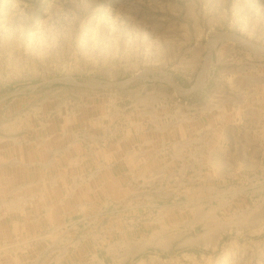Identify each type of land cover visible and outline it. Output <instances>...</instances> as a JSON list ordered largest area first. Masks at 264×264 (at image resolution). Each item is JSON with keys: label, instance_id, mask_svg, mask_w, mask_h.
<instances>
[{"label": "rangeland", "instance_id": "obj_1", "mask_svg": "<svg viewBox=\"0 0 264 264\" xmlns=\"http://www.w3.org/2000/svg\"><path fill=\"white\" fill-rule=\"evenodd\" d=\"M206 130L212 173L170 146ZM72 143L112 166L55 228L0 204V264H264V0H0V164Z\"/></svg>", "mask_w": 264, "mask_h": 264}, {"label": "crops", "instance_id": "obj_2", "mask_svg": "<svg viewBox=\"0 0 264 264\" xmlns=\"http://www.w3.org/2000/svg\"><path fill=\"white\" fill-rule=\"evenodd\" d=\"M208 134L206 130L203 139L201 138L200 142L195 145L187 141L181 142L177 140V142L176 138H173L174 141H171L170 145L172 157L180 159L185 152L184 158L192 159L194 163L198 160V163L206 166L208 171L212 173L217 165L214 160L219 157L223 149L220 146V140L217 139L215 143L210 142ZM11 146L13 148L16 147V145ZM250 146L248 141L245 142V149L249 150ZM158 147V144H152V147L144 149L143 153L136 154L130 151L127 152L128 148H122L117 156L119 161L116 164H119L121 169H123L122 171H124L127 167L132 168L133 158H131V154L135 155L136 159L141 156L139 159L142 160V164L136 163L135 165L145 166L151 164V167L145 168L147 172L148 169H153L155 165H159V161H156L159 160L160 155ZM97 149V147H89L86 150L80 147L79 144L72 143L61 148V152L56 157L51 158L50 154L47 155L46 152H42L40 162L30 164H27L32 161L30 153L25 150L28 157L25 155L26 158L19 159L20 157L15 156L18 159L15 164L10 163L11 161L7 165L0 164V204L7 212L6 214H9V223L15 224L14 230L20 228L42 230L50 226L55 228L57 224L61 223H57V221H61L63 217L74 215L75 202L78 201L77 194L75 195V187L81 185L76 183L79 177L88 171L90 172L89 176L92 177L91 165L93 167L95 164H103L107 166V169L112 166L111 160L113 158L110 156V150ZM11 151L7 155L11 154ZM102 151L104 152L102 153ZM99 155H103L107 162H102L99 159ZM101 179L103 180V191L106 195L110 196L113 191L119 188L114 182L115 179L111 173L105 174ZM120 181L121 178L119 179L121 186L119 190L123 192L121 189L124 181ZM88 188H90L89 185H83L79 190L82 192ZM20 224H23V226H19ZM14 245H16L15 242ZM65 262L69 264L71 260H66Z\"/></svg>", "mask_w": 264, "mask_h": 264}]
</instances>
